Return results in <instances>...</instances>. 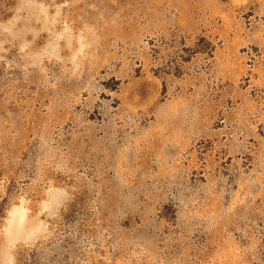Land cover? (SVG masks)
<instances>
[{
	"label": "rangeland",
	"instance_id": "1",
	"mask_svg": "<svg viewBox=\"0 0 264 264\" xmlns=\"http://www.w3.org/2000/svg\"><path fill=\"white\" fill-rule=\"evenodd\" d=\"M0 264H264V0H0Z\"/></svg>",
	"mask_w": 264,
	"mask_h": 264
}]
</instances>
